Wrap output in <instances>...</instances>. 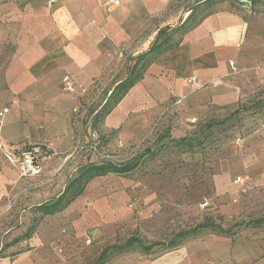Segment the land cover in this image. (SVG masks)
Here are the masks:
<instances>
[{
    "label": "rangeland",
    "instance_id": "1",
    "mask_svg": "<svg viewBox=\"0 0 264 264\" xmlns=\"http://www.w3.org/2000/svg\"><path fill=\"white\" fill-rule=\"evenodd\" d=\"M10 2L23 8L25 0H0L1 5L8 6ZM253 11L264 13V0H166L144 34L119 51L117 59L88 86L77 87L73 81H64V95L57 96L55 101L67 95L75 101L72 122L61 137L66 138L67 145L36 143L37 131L43 125L34 128L33 141L17 143L21 152L26 147H36L42 158H53L50 164L55 167L50 165V171L40 180L29 181L19 190L14 189L20 183L19 176L13 186L3 188L0 264H213L205 258L206 244L214 249L220 239L233 241L244 233H248L247 239H252V235L263 232L264 223L246 224L264 217V207L250 209L259 200L254 189L264 188V171L256 179L236 168L230 176L225 175L226 168L243 163L242 159L234 158L250 147L242 145L244 139L256 128H263L262 123L250 115L244 125L242 120L247 117L238 115L231 116L234 122H222L234 111L191 117L185 122L183 103L180 107L174 105L181 100L175 101L177 96L173 95L156 102L145 79L139 80L123 97L121 106L117 105L97 127L92 124L94 114H88L104 105L116 83L126 77L135 57L148 49L158 32L171 35V44L179 47L184 34L206 16L246 13V18L252 19ZM181 23H185V30H173ZM0 47L13 53L14 46L6 42H0ZM160 57L151 59L145 74L156 62L161 67ZM152 69H155L150 71L152 78L163 74L158 72L159 66ZM254 80H249L241 103L249 101L263 85L262 78ZM203 86L198 85L197 89ZM100 135L104 136L101 147ZM54 138L58 140V135ZM95 146L98 148L94 149ZM142 154L133 172L110 173L90 180L84 193L62 212L42 215L35 210L36 202L61 191L85 162L121 163ZM239 175L245 179L243 185L236 182ZM202 184H206L207 190L199 192L197 187ZM206 221L230 228L231 232H220L218 228L191 231ZM185 231L188 233L180 236ZM131 236L143 245L167 243L171 239L177 245L155 246L148 253L139 246L123 253L110 250V256L98 262L105 247L122 244Z\"/></svg>",
    "mask_w": 264,
    "mask_h": 264
},
{
    "label": "crops",
    "instance_id": "2",
    "mask_svg": "<svg viewBox=\"0 0 264 264\" xmlns=\"http://www.w3.org/2000/svg\"><path fill=\"white\" fill-rule=\"evenodd\" d=\"M107 1L25 0L23 8L13 2L0 4V42L14 46L13 53L0 47V64H5L0 65V110L10 105L8 120L0 129V142L15 158L22 156L21 147L14 151L15 144L33 141L34 128L40 125L44 128L37 131L36 143L67 145L66 138L61 137L72 122L75 101L68 95L55 101L64 95L63 82L88 86L117 59L119 51L144 34L166 0H124L118 6L105 5ZM252 14V19L246 18V13L210 15L188 30L179 47L161 55V67L156 62L144 74L155 101L177 96L175 101H181L174 105L183 103L185 122L191 117L236 110L247 94L249 80L258 77L254 68L264 65V13ZM155 66L163 74L152 78L150 71ZM193 77L196 81H191ZM198 85L204 86L197 89ZM244 142L242 145L250 147L234 158L243 163L226 168L225 175L230 176L236 168L256 179L264 171V127L256 128ZM51 160L40 156V174L21 178L14 189L40 180L50 171ZM18 176V169H13L0 152V208L4 205L3 188L13 186ZM197 190L206 191V184ZM254 191L259 200L250 209L255 210L264 207V188ZM60 192L36 202V206ZM247 234L233 241L220 239L214 249L206 244V260L213 264H264V231L252 235V239H247Z\"/></svg>",
    "mask_w": 264,
    "mask_h": 264
},
{
    "label": "trees",
    "instance_id": "3",
    "mask_svg": "<svg viewBox=\"0 0 264 264\" xmlns=\"http://www.w3.org/2000/svg\"><path fill=\"white\" fill-rule=\"evenodd\" d=\"M209 1V0H206ZM177 30H185V23H181L174 29ZM171 35H163L162 32H158L155 38V41L148 47L147 50L140 53L135 57V61L131 68L129 69L125 78L118 81L115 87L111 90L109 97L105 101L104 105L100 109H92L89 111V116L92 114V124L94 127H97V124L107 115H109L114 108L119 104V102L125 97V95L129 92V90L141 79L144 78L145 69L150 63L151 59L154 56H160L163 53L167 52L174 46L171 44ZM232 114V113H231ZM237 117V115L242 117H247V120H242V124L244 125L246 121L250 118H253L257 121V123L264 122V82L263 85L260 84V89L256 92L249 101L242 103L238 106L236 110H234L233 114L230 117L223 119L222 122L228 123L229 120L234 122L231 116ZM248 115H250L248 117ZM104 136L100 135L98 145L101 147L103 145ZM17 147L16 150H19V145H15ZM34 147H26V150H32ZM98 147L95 146L94 149ZM21 150V149H20ZM142 155L133 159L132 161H124V162H115L112 160L106 161H88L80 166L76 175L68 180L66 186L61 190V192L55 196L50 198L49 200L35 206V210L40 212L42 215H52L59 212H62L66 209L72 202H74L80 195H82L86 189L87 184L95 177L105 176L110 173H114L117 175H125L133 172L139 166ZM264 223V217H259L256 219H252L247 222L246 225L258 226ZM202 228H213L220 232H231L230 228H224L219 224L214 222L206 221L197 225L195 229H191L194 232L196 229ZM188 232L181 233L180 236L187 234ZM177 245V242L174 239H171L167 243L163 242H155L150 245H143L140 240L135 237H129L122 244H112L105 247L98 259V262H103L107 259L111 253L110 250H116L119 253L127 252L134 249L136 246L142 248L146 253L150 252L155 246L172 248Z\"/></svg>",
    "mask_w": 264,
    "mask_h": 264
},
{
    "label": "built area",
    "instance_id": "4",
    "mask_svg": "<svg viewBox=\"0 0 264 264\" xmlns=\"http://www.w3.org/2000/svg\"><path fill=\"white\" fill-rule=\"evenodd\" d=\"M124 0H108L106 4L109 5H114L118 6L120 5ZM231 66L234 68V63H230ZM255 73L256 75L262 74L261 77L262 80H264V65H257L255 67ZM196 77H193L191 81H196ZM67 82V81H66ZM68 88H72L70 85H67ZM70 86V87H69ZM10 113V107L5 106L0 110V129L4 125V123L8 120V116ZM262 127H264V123H262ZM240 138L237 139V142H240ZM0 149L4 152L7 160L15 166L18 171H19V177L20 178H25V177H30V176H36L39 175L41 172V166L40 163L38 162L39 158V149L34 147L32 150H24L22 151V156L21 158H15L10 150L4 149V144L0 142ZM236 182L240 185H243L245 182V179L243 176H238L236 178Z\"/></svg>",
    "mask_w": 264,
    "mask_h": 264
}]
</instances>
